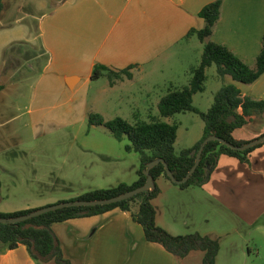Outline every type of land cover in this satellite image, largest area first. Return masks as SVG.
<instances>
[{
    "label": "crops",
    "instance_id": "0c3cea01",
    "mask_svg": "<svg viewBox=\"0 0 264 264\" xmlns=\"http://www.w3.org/2000/svg\"><path fill=\"white\" fill-rule=\"evenodd\" d=\"M217 1L5 0L0 19V214L38 210L95 190L135 184L140 158L118 171L99 166L122 157L117 155V143L123 142L105 127L91 126L89 117L94 113L106 121L122 118L131 124L161 119L162 98L170 89L187 86L192 70L200 65L204 44L189 34L206 27L200 13ZM263 37L264 0H223L211 42L226 46L254 68ZM97 66L115 72L130 70L133 78L114 86L108 77L95 81ZM226 85H236L244 96L264 101V74L250 85L231 77L222 79L216 84L212 104ZM257 121L262 123L260 131L242 137L240 133L248 131L245 127L237 137L261 135L264 117ZM86 127L99 141L84 149L78 143L88 134ZM67 140L72 144L63 156ZM89 152L98 155L97 165L84 159ZM225 158L238 161L245 172L238 177L218 176V166L203 187L186 190L164 178L158 181L161 194L154 206L159 227L185 236L179 227L183 221L188 224L198 208L205 213L215 199L223 206L222 217L231 214L233 219H224L230 225L246 222L263 230L258 225L263 208L244 211L235 198L234 185L222 193L216 192L215 184L247 180L255 185L253 189L264 188V145L250 154L248 164L222 156L218 165L231 163ZM74 177L81 188L63 191V181ZM11 199L21 201L4 205ZM53 230L71 264H180L195 255L179 260L162 246L147 242L143 228L120 209L58 223ZM217 240L221 244V238ZM220 253L216 264H223ZM223 261L232 262L230 258ZM0 264L37 262L25 246L9 250L0 242Z\"/></svg>",
    "mask_w": 264,
    "mask_h": 264
},
{
    "label": "trees",
    "instance_id": "16d2710c",
    "mask_svg": "<svg viewBox=\"0 0 264 264\" xmlns=\"http://www.w3.org/2000/svg\"><path fill=\"white\" fill-rule=\"evenodd\" d=\"M223 6L219 0L205 7L200 17L205 20L206 27L201 31L193 30L189 36L196 35L204 44L200 65L192 70V79L187 86L170 89L159 103L161 119L151 122L138 121L131 124L122 118L106 121L101 115L91 114V126L105 127L119 142L128 141L125 150L140 156L141 167L139 180L129 186L121 184L113 189H102L89 192L71 201H102L122 196L131 191L143 188L147 184L146 171L149 164L160 160L150 175L155 188L136 195L134 198L117 204L96 208H66L32 218L18 224H0V242L9 250L20 246L28 249L30 256L37 264H71L63 253L61 242L53 230V226L73 219L90 218L106 214L115 209L130 213L134 222L139 224L145 233L147 242L162 246L167 252L179 260H184L193 253L204 254L202 264H216L220 253V241L209 236L195 233L186 236H174L157 224V210L154 201L160 196L158 181L162 178L172 182L181 190L191 187H203L211 179L222 156L238 159L248 164L250 154L262 147L264 143L245 151L234 150L264 137V132L256 137L243 139L237 133L253 124L258 117H264V101H256L242 94L236 85L224 86L215 96L211 108L202 112L194 106V97L207 91L208 70L217 67L219 78L231 77L235 82L244 85L255 83L264 74V37L262 51L252 68L238 58L226 46L210 41L217 25ZM5 10V0H0V19ZM130 70L115 72L105 66H97L93 72V80L108 77L111 85L117 81L132 79ZM2 89L0 88V91ZM193 113L203 120L204 134L202 140L193 148L176 152L179 127L177 124L164 122L177 115ZM212 136L220 141L208 143L203 151L200 165L187 183L180 184L196 164L197 156L204 142ZM173 174V181L167 174L166 166ZM2 184L0 182V202L2 201ZM40 210V209H38ZM16 214H0V218L14 219L29 215L35 211Z\"/></svg>",
    "mask_w": 264,
    "mask_h": 264
},
{
    "label": "rangeland",
    "instance_id": "374dc122",
    "mask_svg": "<svg viewBox=\"0 0 264 264\" xmlns=\"http://www.w3.org/2000/svg\"><path fill=\"white\" fill-rule=\"evenodd\" d=\"M217 73V67L213 66L208 70V91L204 94L198 95L194 105L203 112H207L209 107L212 105L213 93H215V87L218 82H221ZM164 121L169 120L170 124H177L179 127V139L176 144V152L180 154L183 150L192 148L195 143L201 138L204 132V122L200 116L187 113L177 115L170 119H162ZM261 121H257L253 126H248L245 129H248L246 132L240 133V136H249L251 133H256L260 131L259 126ZM88 138L83 136V139L79 141L78 145L86 149V147L92 148L93 144H96L99 141L98 136L94 135L91 131V128L86 127ZM101 139L103 136H100ZM67 147L63 145V156L69 154L71 140H67ZM117 155L122 157H116V160L111 161V164L102 166V163H99L100 167L105 169H110V171L121 170L122 167H125L127 164L133 165L134 161L139 157L138 154L132 153V155H127L125 147L128 144V141H124L123 144L117 143ZM98 155L94 152H89L88 156H84V159L88 161V164L97 165ZM101 160V159H100ZM224 160L230 161L231 163H220L219 169L216 172L218 176L225 177H238L240 174L244 173L243 165L238 161L225 158ZM102 161V160H101ZM106 161V160H105ZM106 163V162H105ZM217 166V167H218ZM90 166L89 170L91 169ZM214 173V172H213ZM212 176V175H211ZM86 177V176H85ZM69 181H63V191H67L71 188L79 189L81 188L80 181L74 178H70ZM86 183H84L85 185ZM89 185V184H88ZM160 185V183H159ZM234 185L235 198L238 200V203L242 210L247 211L253 208H263L264 209V188H255L253 189V184H248L247 180L243 182L231 181H218L215 184L216 192L221 191L223 193L224 188ZM257 185V184H256ZM212 204L206 206V212L204 213V208H198V212L194 213L192 219L188 220V224L179 226L181 233L183 235H191L195 233H200L203 236L214 237L215 239L221 238V253L220 258L223 264H228L227 258L232 260L231 264H264V212L262 219L258 224L263 228L262 231L257 230L256 226H252L246 222H237L236 224L230 225L224 219H233L231 214H226L222 217L221 213L223 211V206L221 203L215 199ZM19 199H11L7 204H15L19 202ZM222 209V210H221ZM262 210V209H261ZM202 211V212H201ZM183 217H180L182 219ZM185 220L187 218L185 217ZM227 224L228 226H226ZM213 238V239H214ZM197 254V255H196ZM203 253H195L192 257L188 259V262L181 261L180 264H202Z\"/></svg>",
    "mask_w": 264,
    "mask_h": 264
},
{
    "label": "water",
    "instance_id": "95a60500",
    "mask_svg": "<svg viewBox=\"0 0 264 264\" xmlns=\"http://www.w3.org/2000/svg\"><path fill=\"white\" fill-rule=\"evenodd\" d=\"M213 141H220V139L218 137H216V136H212V137H209L204 142V145L200 149L199 154L197 156V160H196L195 166L193 167L191 172L188 174V176L182 182H180V184L187 183L188 180L192 177V175L196 172L198 166L200 165V162H201V159H202V154H203L205 146L208 143L213 142ZM221 142L223 144L233 148L234 150L245 151V150H248V149H250V148H252L254 146H257L259 144L264 143V137L259 139V140H257V141H255V142H252L250 144L242 146V147L231 146V145L227 144L225 141H221ZM160 163H164V162L160 161V160H157V161H154L151 164H149L148 169L145 172L146 176L148 177V180H147L146 186L143 187V188H139L137 190H134V191H131L129 193H126V194H124L122 196L111 198V199H108V200H102V201H67V202H62V203H59V204H55V205H51V206L42 208V209H40L38 211H35V212H33V213L29 214V215L22 216V217H19V218H14V219H3V218H0V224H18V223H22V222L28 221V220H30L32 218L42 216L44 214H47V213H50V212H54V211H57V210L66 209V208H96V207L108 206V205L117 204V203H120V202H123V201L130 200V199L134 198L136 195H138L140 193L148 192V191L153 190L155 188V183L153 181L152 176L150 175V171L155 166L159 165ZM165 166H166V170H167L168 176L173 181H175V179L173 177V174L169 170L168 166L167 165H165Z\"/></svg>",
    "mask_w": 264,
    "mask_h": 264
}]
</instances>
